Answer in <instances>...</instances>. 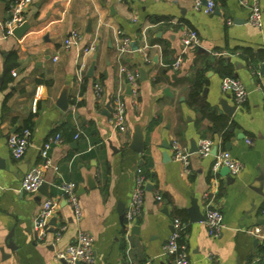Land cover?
<instances>
[{
    "label": "crops",
    "instance_id": "0c3cea01",
    "mask_svg": "<svg viewBox=\"0 0 264 264\" xmlns=\"http://www.w3.org/2000/svg\"><path fill=\"white\" fill-rule=\"evenodd\" d=\"M11 1L0 0V264H64L56 253L79 232L93 238L92 264H174L162 246L174 221L181 219L191 264H257L264 248V62L252 66L244 51L253 56L264 52V21L261 28L249 25L248 12L237 0H214L210 14L195 10L193 0H32L23 22L28 27L16 37L6 36L3 27ZM259 2L264 9V0ZM186 29L196 31L208 54L189 47L179 68L173 69ZM74 30L80 39L65 48L63 41ZM115 31L136 43L137 50L120 58ZM90 45L93 50L85 54ZM9 54L18 65L7 74ZM218 58L232 65V76L248 91L231 117L221 107L223 102L234 105L231 94L220 89L225 77L209 67ZM81 63L85 69L79 78ZM121 65L144 71L145 79L138 78L134 92L119 74ZM199 70H204L206 81L201 100L225 127L222 121L201 118L186 102ZM95 82L102 89L100 98L94 94ZM63 90L68 100L64 110L57 105ZM119 90L126 103L124 132L114 130L103 112L108 97ZM26 123L28 146L24 156L15 159L7 137ZM136 126L143 132L141 153L128 147ZM56 130L62 140L49 149L56 169H44L45 191H21V178L41 163L39 148ZM76 131L78 138L73 137ZM201 137L213 142L209 156L189 151L190 143L197 146ZM174 140L189 151L185 168L172 157ZM213 148L215 153L228 151L240 162L237 175L230 179L211 171ZM144 158L153 179L146 178L141 212L126 231L121 210L128 206ZM62 183L74 188L79 219L59 189ZM45 199L52 201L53 212L40 240L33 220ZM193 201L202 216L206 201L221 212L224 228L217 237L208 234L203 221L189 220ZM133 225L137 232L130 231ZM253 228L259 233L250 232Z\"/></svg>",
    "mask_w": 264,
    "mask_h": 264
},
{
    "label": "built area",
    "instance_id": "2783aa9c",
    "mask_svg": "<svg viewBox=\"0 0 264 264\" xmlns=\"http://www.w3.org/2000/svg\"><path fill=\"white\" fill-rule=\"evenodd\" d=\"M195 10H199L204 14H210L215 9L214 0H193ZM32 0H12L8 4L7 16L4 20V34L6 36L12 35L13 30L20 26L25 20V12ZM239 6L247 10V23L255 28H261L264 21V9L259 0H237ZM229 23V22H228ZM117 41V52L121 58L126 53L131 51V39L127 36L119 34L115 31ZM144 38V36H143ZM80 39L78 31H72L68 37L63 41V46L68 48L69 46L76 44ZM182 50L176 56L174 61L171 63L173 69H178L182 61V54L189 47L198 48L201 46L196 31L186 29L185 34L181 39ZM144 47L140 49L143 53ZM93 50V46L84 48V53L88 54ZM54 61L57 59L56 56L52 58ZM264 62V61H263ZM85 64L81 63L77 68V75L79 78L83 76ZM15 76V72H11ZM119 74H121L127 83L129 84L131 91L134 92L137 89V80L139 78V71H129L123 65L119 67ZM222 92H229L232 96V100L235 106L241 105L247 95L248 91L242 84V82L236 77H225L222 79L220 84ZM93 90L96 98L102 96V89L98 82L93 85ZM111 110L109 113V122L114 130L124 132L126 130L125 123V109L126 103L124 101L123 92L117 91L111 98ZM80 132L74 133V138H78ZM30 137V130L23 128L21 130L13 131L8 134L7 146L10 154L15 159H21L28 146ZM62 138L59 133L49 137L39 148V157L41 163L32 165L23 175L20 181V190L27 193H35L39 186L43 183V172L47 167L52 166L49 149L52 145L61 142ZM213 142L210 138L201 137L197 140V153L206 157L211 154ZM172 157L174 160L180 162L184 168L188 164L189 151L186 147L181 146L177 141L171 143ZM213 160L211 163V171L217 173L220 168L226 167L229 171L230 176H235L241 170V164L238 160L233 158L228 151H221L214 153ZM146 182V177L143 174L140 167L136 169L135 186L132 191L128 206L126 207L123 215L126 231L130 227V224L140 214L142 203H143V187ZM59 189L64 193V196L72 208L74 217L79 219L81 217V208L76 199L74 188L70 183H62ZM156 199L161 200V196L157 195ZM53 212V204L50 199H45L33 220V231L35 232L38 239H43L47 233V222ZM261 212L264 213V206L261 208ZM203 223L208 231V234L212 237H217L223 230L224 224L221 212L211 205L210 201H206L203 211ZM173 231L169 238L162 246V252L166 256H170L174 264H191L188 253L183 244L178 243L179 233L184 228L182 222L175 220ZM250 232L259 233L258 228H253ZM60 237L57 233L56 239ZM56 259L61 260L64 264H92L94 260L93 252V238L87 232H79L72 243L67 245L63 250L56 253ZM252 261L249 264H253Z\"/></svg>",
    "mask_w": 264,
    "mask_h": 264
},
{
    "label": "trees",
    "instance_id": "16d2710c",
    "mask_svg": "<svg viewBox=\"0 0 264 264\" xmlns=\"http://www.w3.org/2000/svg\"><path fill=\"white\" fill-rule=\"evenodd\" d=\"M163 53L164 54L166 53V49H163ZM244 55H246L248 62H250L252 66H255L256 63L254 62L264 61V52H259L256 56H253L251 51L245 50ZM17 65L18 64L14 58V55L9 54L6 58V73L9 74V72L12 69H14ZM209 67L213 68L221 77H232V72H233L232 65L230 63H225V61L222 58L216 59L214 63ZM203 72L204 70H199L195 73L192 79V82H191V86L189 87V90L187 93L186 102L190 107H194L198 111L201 118H206L214 123H219L222 120L218 119V116L216 115L215 110L212 107H210L207 103L203 102L200 97L203 85L206 82ZM154 122L155 120L152 121V123ZM221 126L225 127L226 122L222 121ZM29 127H30V123H26L25 126L18 129V131L23 128H28L30 130ZM56 131L58 132H55V133L60 134L59 130H56ZM140 168L146 178L150 180L153 179V173L149 169V163L146 158H144V162L142 163ZM181 221L184 222L185 220L181 219ZM184 232H185V228H183L179 233V239H178L179 244H183L182 238H183ZM255 262L257 264H264V248H263L262 255L259 256L255 260Z\"/></svg>",
    "mask_w": 264,
    "mask_h": 264
},
{
    "label": "water",
    "instance_id": "95a60500",
    "mask_svg": "<svg viewBox=\"0 0 264 264\" xmlns=\"http://www.w3.org/2000/svg\"><path fill=\"white\" fill-rule=\"evenodd\" d=\"M109 10H112V7L109 8ZM28 27V24L27 23H22L20 26L16 27L14 30H13V35L16 36V37H19L22 32H24V30H26ZM138 46L136 43L132 42L131 43V50H137ZM197 51L198 53H203V54H208V51L205 50L203 47H198L197 48ZM96 55L94 56V59H95ZM93 66H94V61L92 62V64L90 65V67L88 68V71H87V75L88 76H91L92 75V71H93ZM262 69L264 70V63L262 64ZM145 79V76H144V71L140 68L139 69V80H144ZM127 89L129 90V87H127ZM164 92L166 93L167 90L165 89ZM110 103H111V97H108L107 99V102L105 104V110L103 111L105 115H109L110 113V110H111V106H110ZM57 105L60 109L64 110L68 107V100H67V94H66V90H63L58 98V101H57ZM221 107H222V110L223 112L228 116V117H231L232 113L234 112L235 110V105H227L226 102H223L221 103ZM226 148H229V144L227 143L226 144ZM128 147L136 152H139L141 153L143 151V148H144V143H143V132H142V128L140 126H136L134 129H133V133H132V136H131V142L130 144L128 145ZM110 148H112L110 146ZM190 152H194V151H197V146L195 144V142H191L190 143V149H189ZM213 152L215 153V148H213ZM165 156V154H164ZM221 174L223 175H226L228 176L229 178L232 176H230L229 174V171L226 167H222L219 169V171ZM230 178V179H231ZM88 186H92V183L90 184V182L88 183ZM45 188H46V184L43 182L38 190L39 191H45ZM121 221L124 222V219H123V215H124V210H121ZM188 215H189V220L191 222H199V221H203V216L202 214L200 213V211L198 210V207L197 205L194 203V201L191 203L190 205V208L188 209ZM122 227H124V223L122 224ZM130 231L131 232H137L138 231V226L137 225H133L131 228H130ZM11 247V246H10ZM160 264H163V263H160Z\"/></svg>",
    "mask_w": 264,
    "mask_h": 264
}]
</instances>
